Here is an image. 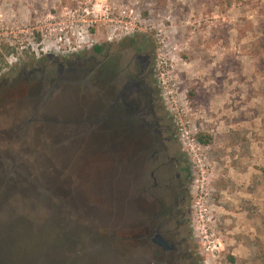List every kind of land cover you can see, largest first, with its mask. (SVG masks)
Masks as SVG:
<instances>
[{
	"label": "rangeland",
	"instance_id": "obj_1",
	"mask_svg": "<svg viewBox=\"0 0 264 264\" xmlns=\"http://www.w3.org/2000/svg\"><path fill=\"white\" fill-rule=\"evenodd\" d=\"M86 1L0 0V82L32 71L29 86L0 88V228L22 240L40 231L19 217L50 206L74 220L95 264H143L124 229L118 153L81 124L92 114L87 79L60 67L74 53L40 44ZM90 1L132 8L129 31L153 43L154 83L190 168L200 264H264V0ZM102 23L92 43L107 40ZM4 240L0 264H16Z\"/></svg>",
	"mask_w": 264,
	"mask_h": 264
},
{
	"label": "flooded vegetation",
	"instance_id": "obj_2",
	"mask_svg": "<svg viewBox=\"0 0 264 264\" xmlns=\"http://www.w3.org/2000/svg\"><path fill=\"white\" fill-rule=\"evenodd\" d=\"M88 51L60 67L74 72L76 83L87 79L92 114L85 120L118 153L125 231H133L143 264H200L189 210L190 168L154 83L151 39L131 33L91 43ZM31 74L2 78L0 88L9 94L21 83L29 86Z\"/></svg>",
	"mask_w": 264,
	"mask_h": 264
},
{
	"label": "trees",
	"instance_id": "obj_3",
	"mask_svg": "<svg viewBox=\"0 0 264 264\" xmlns=\"http://www.w3.org/2000/svg\"><path fill=\"white\" fill-rule=\"evenodd\" d=\"M81 124L86 126V131L99 134L100 129L90 127L88 121L83 120ZM198 142L205 144L208 141L199 137ZM60 198L58 205L62 206L64 200L61 201ZM47 209L49 211H46L44 216L33 220L26 221L27 219L19 217V225L28 224L31 230L40 231H35L33 235L22 240L16 236L10 238L5 236L6 233H2L0 228V238L5 239L4 243L13 248L17 255L14 257L16 264H19V260L23 264H95V259L92 258L94 252L84 250L83 255L81 254L78 246L83 244V239L78 235L80 229L74 220L62 214L61 210H53L50 206H47Z\"/></svg>",
	"mask_w": 264,
	"mask_h": 264
},
{
	"label": "built area",
	"instance_id": "obj_4",
	"mask_svg": "<svg viewBox=\"0 0 264 264\" xmlns=\"http://www.w3.org/2000/svg\"><path fill=\"white\" fill-rule=\"evenodd\" d=\"M67 15L65 20L60 18V22L56 23L54 35L50 34V28L43 32L40 44L46 50L57 54L75 55L85 47L88 48L93 42L91 30L99 24L100 16H103L105 31L109 32L106 34L107 40L130 35L135 29H129L135 27L137 22L132 8L109 4L106 1L88 0L77 8L69 9ZM111 35L114 38H111Z\"/></svg>",
	"mask_w": 264,
	"mask_h": 264
}]
</instances>
